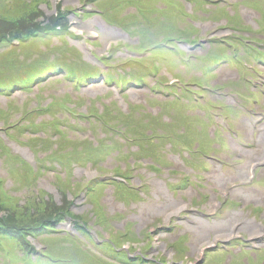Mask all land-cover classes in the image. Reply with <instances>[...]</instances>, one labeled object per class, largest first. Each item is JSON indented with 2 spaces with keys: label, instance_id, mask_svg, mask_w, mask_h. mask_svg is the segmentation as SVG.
<instances>
[{
  "label": "rangeland",
  "instance_id": "1",
  "mask_svg": "<svg viewBox=\"0 0 264 264\" xmlns=\"http://www.w3.org/2000/svg\"><path fill=\"white\" fill-rule=\"evenodd\" d=\"M18 0H7L6 4H5V0H0V15H2L4 13V11H10L11 13L14 12V7L15 3H17ZM23 1H29V3H32L33 6H31L30 10L25 13L22 12V16L25 17V19L21 20L19 18L15 19L14 22H4L2 20H0V43L5 41L6 39H8V37L11 34L14 35H23L25 33H27L29 30H34V29H39L40 27H42V23L46 25H50L51 21H52V13H48L49 10H52V5L50 6L49 0H23ZM100 1V0H97ZM96 1V2H97ZM118 0H108L107 2L112 3L113 7L111 10H109L107 16L105 17V19H103L107 24L111 25V26H115L118 27L119 29H121L124 33L133 36L135 39L144 42L145 40H150L151 38H153L154 36H156L158 33L159 34H164L166 32H168L169 34H173L174 30H176V27L178 26V24L181 21H184L187 19L186 16L183 15H178L176 10L178 7H182L184 9V11H186L185 6L187 4H192L191 0L188 1H181V0H123L122 2H120L119 4H116ZM211 1V0H209ZM43 2L47 4V7L43 6ZM70 2L72 3V1L70 0ZM81 2V0H77V3ZM103 2V1H102ZM196 4V9H201V4L204 3L203 0H197L196 2H194ZM106 5V4H105ZM105 5L103 7H105ZM129 8H134L135 10L133 12H127V10ZM208 10H205L204 12H194L195 16L197 17L196 20H199L201 24L199 25H195L193 23L189 22V29L191 30H195L194 35L195 37H208V33L213 30L214 26H211V21L205 20V18L210 17V14ZM20 15H14V17H17ZM42 17V18H39ZM251 18L253 17V13L250 14ZM92 19V18H91ZM36 20L40 21L41 24L37 26H35L33 23L36 22ZM128 21H134L138 24H140L142 27H146L147 24H151V26L153 27V29L150 32V36L148 37L146 33L141 32L139 33L137 36H134L129 30H127L125 23ZM111 22V23H110ZM65 25H67V20L64 22ZM113 23V24H112ZM116 24V25H114ZM223 24V23H222ZM41 25V26H40ZM44 25V26H46ZM219 25V24H218ZM135 27V26H134ZM147 30H150V27H147ZM202 30V31H201ZM59 36H61V38H59L58 40H56L55 37H53L52 34L48 35L46 37V41H37V49L36 52L34 53V55H31L29 57L21 56V55H17L18 53H20V48L11 50L10 52L7 53H0V58L3 59H7L8 61L12 62V66L10 69H8L10 71V73H13V75H17L20 73H25L31 69H33V65H25L23 66V62H21V58L24 60H28V61H32V60H37L41 62V65H49V67H43L45 68L43 70L44 73H48V72H52L55 73L56 71H54L53 69L56 70V67H59L58 64H56V62H58L59 60H56L57 58H60L63 60L64 62V66L65 69H69V68H73L77 67L79 62V58H81L80 54L78 53V51L71 47V46H66L69 45L68 43L64 44V39H62L65 35V31L60 30L59 31ZM199 32L201 34H199ZM241 33V32H240ZM113 37H116L117 34L112 35ZM231 37H227L226 41L228 43H230L229 41H233V40H229ZM229 40V41H228ZM223 43L222 46H228V43ZM235 43H231L233 46L235 45V48L237 51H239L240 49L244 50V47H247L241 39H237L236 41L234 40ZM6 43V42H4ZM151 42L148 41L147 44L143 43L142 46L146 47L149 46L148 44H150ZM255 44V43H253ZM25 48L22 50L25 51H29L30 47H27V45L24 46ZM105 51V48L103 49ZM111 53L112 52V48L109 49ZM188 50V51H187ZM114 51V49H113ZM156 51V50H155ZM163 52L161 53V56L165 57V60H163L161 62V66L162 68H160L159 74L157 75L159 78H161L163 76V80H166L165 77L167 78L168 83H170V86H174L176 84L177 79H175V77L177 78V76H184V83L186 84L188 81L192 80L193 78L200 76V74L198 73V68L199 66H202L203 68H207L211 65V62H218L217 60L215 61L209 54H208V49H207V44L204 42L201 44V46H199L198 48H196L195 50L191 51V48L186 49V50H182L181 51H172L173 55L168 51V50H162ZM10 55H8L9 53H11ZM51 52H54V54L52 55ZM80 52V51H79ZM224 52H227L226 49H222L218 55L216 57H221L223 55ZM107 53L109 55V51L107 50ZM115 53V51H114ZM17 55V56H16ZM194 56V58H191L189 56ZM44 57V58H41ZM178 57H180L181 59H177ZM150 57L148 56L147 59H149ZM50 59L52 61H50ZM107 59L109 60V57H107ZM111 60V59H110ZM119 62V61H117ZM147 63H150L149 61H146ZM160 62V60L158 61ZM1 63L2 61L0 60V67H1ZM116 63V62H115ZM238 64V62H236ZM225 65L220 66L219 68H226V67H233L230 65H226V64H232V61L229 60L227 63H224ZM36 65V64H35ZM260 66V65H255ZM82 67H85V65H83ZM149 69H151V64L149 65ZM235 69V67H233ZM85 69H88V71L85 73L87 74V77H85L84 79L87 80L90 77H95V79H97V73H94L93 71L97 72V70H95L96 68L91 67V66H87ZM125 69V68H124ZM143 69V68H142ZM126 70V69H125ZM141 68H134V70L131 72V74L134 76V78H117L114 77V80L118 81V79H122V81H124V90H128L127 92L122 93V95H116L114 92V88L113 86H101L99 89L95 90V91H90V90H75V89H71L70 86L68 85V83L66 81H64L63 79H61L58 76H52L54 77L53 79H50L48 82H42L40 84V86L37 89H34L31 93H28L27 91H20V90H15L14 92H10V96L4 97V96H0V114L5 116V122H11V121H15L17 118L20 117V115H22V112L24 110H26L28 107L32 106L33 102L35 100H39V103H44L45 101H47V99L44 101L45 97L49 98V95L51 94H55V96L59 99L61 97H63V95H67L69 98L68 100L72 99L74 101V105L78 108H82V107H86L87 104L89 106V101L90 105H96L99 101H108L111 108L115 111V113H117V115L119 116L118 120H120L121 122H123V118L126 119L122 114L123 113H127L128 108H126V102L127 104L130 106L131 102H134V104L137 106V109L134 110L133 115L136 117L144 115L143 118L147 119V115L150 111H152V113H154L155 118H158L157 115H159L160 117H163L162 112L163 111H169L172 112L170 115H168V117L170 119H173L175 122H172V126L180 129H183V125L178 124L177 121L181 120L183 118L181 111H177L178 107H180L179 104H181V101H177L174 98V95L172 94H166V95H160V94H152L149 91V88L147 87L149 85L151 76H149L148 74H144L143 78L140 80H134L137 75H142V72L140 71ZM76 71V70H75ZM83 70H81V72H77L76 73L78 75H81L83 72ZM235 71V70H234ZM234 71H230L228 74L224 73L226 72L225 70H219L217 72L218 78H214L211 80L210 83H212L213 85H222L224 83L227 82H231L232 80H234V85L233 87H231V91L238 93L239 97H236L242 102H249V98L248 97H252L251 94L248 95V92H250V88L249 85L244 84L245 82H241V84H238V77L237 74L234 73ZM0 72H2V70H0ZM92 73V74H90ZM3 74H5L6 76L8 74H6L5 72H3ZM171 75H173L174 77H171ZM91 81H97V80H89L87 82H91ZM96 83H93L92 85H95ZM189 85V83H187ZM186 84V85H187ZM181 86V85H180ZM232 86V85H230ZM135 94V96H133V94ZM35 95V96H34ZM198 95V93H197ZM205 96H208L205 95ZM228 96V95H227ZM248 96V97H247ZM4 97V98H3ZM213 100H215L217 97L215 96H211ZM229 97V96H228ZM37 98V99H36ZM156 99V101L154 100ZM122 101V102H121ZM232 100L229 97V101L231 102ZM178 103V104H177ZM142 107V108H141ZM143 107H146L145 109ZM238 108V107H236ZM144 109V110H141ZM239 109V108H238ZM193 110V108L191 109ZM132 111V109H131ZM59 112H62L61 109L58 108H54L49 115H54L57 114ZM151 113V112H150ZM198 113V112H197ZM230 114H231V123L232 125L235 126H239L240 124L244 123L242 116H239V113L236 112V110H230ZM4 116H0L2 117V119H4ZM45 117V114L43 115H39V118L42 119ZM1 119V118H0ZM191 119H195L197 121H199V123L201 124L202 128L196 131H188L187 132V137L188 140H196L195 143L198 144L199 146L206 148L207 142H211V144H213L214 140L211 137V134H208L206 132V130L208 131L209 128H206L208 126L207 121L204 118H198L197 116L193 115L192 117H190ZM2 123V121L0 120V124ZM169 123V122H168ZM167 122H161L159 121L157 124V127H155V129L153 130V133H159V134H163V135H169L168 133H171V131L173 130L170 126H168ZM133 124H134V132L137 131V124L135 122V120H133ZM50 125L49 122L46 121H41L39 122L38 126H48ZM100 126H98L97 123H92V125L89 124H85L83 126H80L78 128H70L69 130L67 129L66 134L68 135H73L76 136L78 138H84L85 136H89L91 141L94 142H106L109 143V141H113L112 144L113 146H116L117 144V138H113L110 134H108L105 130H103L102 128H99ZM241 131H244V129H242L240 127ZM146 131V130H145ZM140 134H144L145 132H143L142 130H139ZM206 132V134H205ZM14 133L16 134V137L19 139H24V140H28V142L30 141L29 139H27L26 136H32L31 133L28 132H24L22 134V137H19L20 135L18 133L15 132L14 129ZM150 133V131L148 132V134ZM226 135V133H223ZM130 136L131 133L129 134ZM197 135V136H196ZM48 140V139H47ZM166 140L164 139V141L162 139H158V140H154L156 143H154V145H152L154 147V149H147L145 147H143V143L142 142H138L136 143V145L142 147L141 148V157L143 158V160L145 162H147L149 164L150 167L156 166V167H167V163H169L168 161L170 160V158L168 157V154H171V152H164L162 149H164V146L166 147ZM150 141V140H149ZM163 141V142H162ZM178 143L177 142L174 147L178 148ZM119 145V144H118ZM52 146V145H49ZM111 146L105 148L104 151L100 152L98 156L99 158V164H103L106 165V167H108L110 170H116V167H120L121 169H124L125 172L127 173H132L133 170H129L128 167H125L124 161L125 160H129V157L126 156V153H129L132 150L131 146L125 145L122 147L121 149V153L124 155L125 154V158L120 157V152L116 151L118 149V147H115L113 150H111ZM213 146H215L213 144ZM168 147V146H167ZM38 155L41 158H44L45 156H47L48 152L45 151V149L41 146V147H37ZM55 151H58V147H55ZM15 152V151H14ZM16 153V152H15ZM1 155V153H0ZM4 155H6L8 157V162L6 164V166H2V164L0 163V175L3 177V179L5 178V183L7 179H10L8 181V185H9V190L10 192L16 197L17 202L23 206L24 208V214L23 217L17 215V214H10L9 211H7L6 209H4L3 207H0V221L2 219L6 220L8 219L7 216L10 215L12 217V219H8L10 222L16 223V224H21V226H19L20 228H22V226L28 225V224H36L38 223L40 220H43L44 217H46V214H40V212L42 211H47L49 213H51V211L53 210V205L49 202V198L44 202L43 201V197L42 195H40L39 199H37L35 193L33 192V188H28L25 185V183L27 182L28 186H32L33 185V179L35 178L34 175L31 174V169L33 168H29L30 170H24L21 172V176L19 175V170H17L18 168H24L26 166V162H24L23 160L20 161L15 155H13L11 152H4ZM185 155L181 152L180 155V159L183 160L184 162H182L184 165L188 164H192L194 163V160L196 158V156H191L188 159L184 158ZM41 158H35V162L36 163H40L42 165V160ZM50 158H46V160H48ZM49 163H52V159L48 160ZM152 165V166H151ZM145 167H148V165H145ZM142 167V168H145ZM7 168L11 171V172H15L17 170V174L12 176V174L7 172ZM84 170H93V166L91 164H87L81 167ZM3 169V171H2ZM68 171V167H64V172ZM143 172H141L142 174H149V172L147 170H142ZM137 172V171H135ZM139 173V172H138ZM143 174V175H144ZM168 178H177L179 179L180 176H183V172L182 170H177L176 173H174V171L172 169L168 170V173H166ZM161 176V174H158ZM84 176H85V172L83 170H79V173L77 171H75L73 178H76L78 181H84ZM21 177L26 181H24L23 179H21ZM152 177V176H151ZM260 179L263 178V176L259 177ZM40 184H38L39 188L43 189V190H47V191H52L51 188V183L56 184V181L52 178L51 173L47 172L44 177H42V180H40ZM51 182V183H50ZM169 183V185H167L168 187L171 188L170 184L172 183L171 181H167ZM195 185V184H194ZM176 187L184 189L187 187V185L185 184V187L182 185V183L177 182L176 183ZM145 188V187H144ZM110 190V188H109ZM143 194H146V189L142 190ZM116 194V193H115ZM135 194H137L135 192ZM112 196V193L110 191H108V193H106L104 195V198L106 196ZM140 195V194H139ZM107 196V198H108ZM103 198V200H104ZM114 199H116L114 197ZM147 199V197H146ZM146 199L141 200V198L139 197L137 200L139 201V205L130 207L132 204L128 203V200L124 202V208H120L117 205V202H114L115 208H113L112 214L114 216L113 218V223L115 226H117L118 228H129L130 230V234L132 232L138 233L140 229L143 230L145 236H143L141 238V240L137 243L136 240H133V242L131 243L132 246L134 247H138L139 245L143 244V243H150L153 244L152 242L153 240V235L154 233H151V231H155L154 230V226L158 225V223H161V220L155 219L158 216H155L152 220L150 219L152 216H150V211H148L147 209H143L142 211V215H140L139 218H142L144 220V222H142V220H138L135 218H130L131 215L133 214H137L139 207L141 208L142 203L145 202H149V197L146 201ZM55 200V199H54ZM117 200V199H116ZM41 203H40V202ZM65 200L63 196H59L58 197V204H64ZM79 204H82L83 201L79 200L78 201ZM85 204V203H84ZM66 206V205H65ZM85 205H83L82 207H84ZM39 209V210H38ZM83 211L85 212V210L83 209ZM118 213L116 216L115 214ZM86 214V212H85ZM145 215H149V218H145ZM145 218V219H144ZM155 219V220H154ZM155 222L153 223V228L150 227V223L151 222ZM24 224V225H23ZM12 226H16L11 224ZM1 228H5L3 226H0ZM156 232V231H155ZM129 234V235H130ZM150 237V238H149ZM134 239H137L136 237ZM6 243L9 244L8 242V238L5 240ZM49 243V250L50 251H56V240L55 239H49L47 241ZM66 241H62L60 240V243L63 244H67L65 243ZM155 247H156V243L154 242ZM149 251V249H148ZM190 251V250H189ZM58 253V252H57ZM192 253V252H191ZM191 253H188V255L192 256L193 255ZM61 254H64V252H62ZM4 258V257H3ZM10 259H11V264H22L19 263L20 260V254L17 252H13L10 253ZM0 264H5L4 260H2L0 258ZM188 264H197V263H188Z\"/></svg>",
  "mask_w": 264,
  "mask_h": 264
},
{
  "label": "bare ground",
  "instance_id": "2",
  "mask_svg": "<svg viewBox=\"0 0 264 264\" xmlns=\"http://www.w3.org/2000/svg\"><path fill=\"white\" fill-rule=\"evenodd\" d=\"M99 89L97 86H94V87H90L89 90L90 91H95ZM136 94V93H135ZM134 94V95H135ZM224 183V181H222ZM150 204L149 205H144L143 206V209H148V210H151L152 212H157L155 214H158V213H164L165 211V207L163 204L159 203V204H155V203H151L149 202ZM156 206L159 208V211H156ZM142 220V218H139ZM239 219H237L236 221H238ZM143 221V220H142Z\"/></svg>",
  "mask_w": 264,
  "mask_h": 264
}]
</instances>
